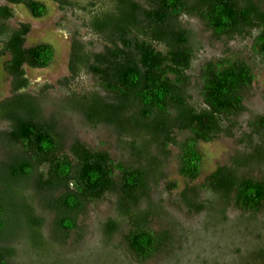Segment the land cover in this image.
<instances>
[{
	"label": "trees",
	"instance_id": "trees-1",
	"mask_svg": "<svg viewBox=\"0 0 264 264\" xmlns=\"http://www.w3.org/2000/svg\"><path fill=\"white\" fill-rule=\"evenodd\" d=\"M6 1L23 4L36 18L47 13L40 0ZM55 1L79 14L104 44L96 52L82 40L72 42L70 76L89 72L99 90L73 91L61 108L79 113L92 127H110L128 161L79 139L65 144L56 117H43L39 97L27 91L24 69V64L47 67L54 47L47 42L26 45L30 24L10 26L12 10L0 4V54L8 55L3 69L12 85L11 94L0 100V121L9 123L0 131V142L10 149L0 161V264L18 263L7 230L12 206H20L22 225L38 253L46 244V216L40 211L53 214L49 232L57 246L74 230H80L79 243V216L105 195L115 199L113 215L100 221L102 238L115 240L129 264L155 256L171 241L166 225L156 229L152 224L168 218L165 196L178 184L166 182L156 189V199L152 190L166 179L172 147L177 149V172L188 182L175 202L190 213L211 205L221 220L233 209L245 223L242 232L253 229V244L244 254L245 247L236 245L234 261L264 264V146L255 141L264 138V115L247 111L244 103L255 79L250 59L264 63V0ZM183 17L197 20L214 38H249V57L226 51L200 62L204 44ZM244 113L249 116L239 139L243 149L189 185L201 174L199 142L241 130ZM251 169L259 175L248 174Z\"/></svg>",
	"mask_w": 264,
	"mask_h": 264
},
{
	"label": "rangeland",
	"instance_id": "rangeland-1",
	"mask_svg": "<svg viewBox=\"0 0 264 264\" xmlns=\"http://www.w3.org/2000/svg\"><path fill=\"white\" fill-rule=\"evenodd\" d=\"M47 6V13L42 17H33L23 4H12L6 0H0V4H8L12 10V16L8 24L16 27L19 23H29L30 30L26 35V45L38 42H47L54 47V56L47 67H30L24 64L25 75L29 79L27 91L39 97L38 102L42 106V115L45 118L56 117L57 127L64 136L66 145L75 139L83 141L95 148L107 149L117 158L128 161L122 154L116 133L106 125L92 127L87 124L75 111L65 112L61 106L63 100L71 92L99 90L97 79L89 72H82L78 77L72 78L68 68L69 52L71 44L79 39L88 44L89 49L101 51L103 41L89 27L83 24L82 17L78 16L69 7L62 8L55 0H40ZM185 21L199 32L203 42V48L199 51V60H206L222 55L226 51L237 52L249 57V38L235 36L231 39L214 38L204 31L200 23L193 18L183 17ZM8 55L0 54V100L9 96L12 92L11 76L3 69V63ZM252 62L255 79L251 89L246 93L244 103L246 110L256 115H264V63L260 59H250ZM68 78V79H67ZM65 101V100H64ZM249 113L240 115L242 129H235L233 135L220 134L211 141H200L198 147L202 153V169L200 176L189 185L198 184L207 174L218 165L228 163L236 150L243 149L240 144L241 131L247 130L246 120ZM7 121H0V131L8 129ZM255 141L264 146V138L256 137ZM10 149L0 142V161L7 157ZM16 149H12L14 151ZM177 149L171 148L166 165V179L161 185L152 190V197L158 198L156 189H161L166 182L174 180L178 188L172 191V195H166V208L168 218L157 219L152 226L161 229L166 225L170 231V242L162 251L140 264H238L234 261L233 248L236 245L245 247L253 244L250 230L242 232L244 222L240 223L234 216L235 211L229 209V216L221 220L216 216L213 206L205 204L199 213L188 212L183 206L178 205L180 191L188 182L177 172ZM259 170L251 169L248 174L258 176ZM159 191V190H158ZM204 196H210L205 193ZM13 198H11L12 200ZM20 202V197H18ZM114 195H105L102 199L89 204L86 211L78 218V224L83 230V238L77 243L76 238L80 230H74L64 245L57 246L53 241L49 230L52 225L53 214H45L46 224L43 229L46 244L38 253L30 243L29 232L23 227L24 214L20 206H12L11 221L8 225L10 244L16 250L15 260L17 264H129L121 256L117 242H106L99 231L100 221H104L113 215ZM14 203H12L13 205ZM36 206V202L34 204ZM176 221V223L174 222ZM240 232V233H239ZM121 237H118L120 239ZM247 247V248H246ZM122 248V247H121ZM123 249V248H122ZM123 252V251H122ZM129 258L133 257L129 254Z\"/></svg>",
	"mask_w": 264,
	"mask_h": 264
}]
</instances>
